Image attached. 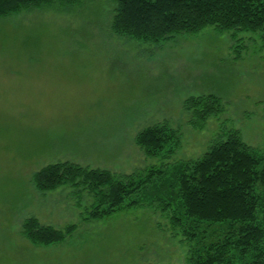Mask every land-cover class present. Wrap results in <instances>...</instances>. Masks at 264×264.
I'll return each instance as SVG.
<instances>
[{
  "label": "rangeland",
  "instance_id": "1",
  "mask_svg": "<svg viewBox=\"0 0 264 264\" xmlns=\"http://www.w3.org/2000/svg\"><path fill=\"white\" fill-rule=\"evenodd\" d=\"M112 0H86L0 18V264H190L189 248L160 208L88 220L89 192H39L33 177L56 163L131 175L202 158L228 133L264 155V39L208 28L146 43L116 35ZM221 99L202 129L188 122L191 97ZM167 123L173 155L148 157L136 138ZM35 218L65 242L34 246Z\"/></svg>",
  "mask_w": 264,
  "mask_h": 264
},
{
  "label": "trees",
  "instance_id": "2",
  "mask_svg": "<svg viewBox=\"0 0 264 264\" xmlns=\"http://www.w3.org/2000/svg\"><path fill=\"white\" fill-rule=\"evenodd\" d=\"M86 0H0V18L24 10L74 6ZM112 31L122 37L160 43L208 28L221 33L261 35L264 0H112ZM188 122L202 129L225 108L220 98L191 97L184 103ZM137 144L148 157L173 155L180 136L167 123L141 131ZM39 192L66 185L94 196L88 220H102L140 207L166 213L189 248L190 264H264V155L246 144L238 131L213 145L197 161L176 162L131 175L88 169L77 164H51L33 177ZM43 226L35 219L23 225L34 246L65 242L76 231Z\"/></svg>",
  "mask_w": 264,
  "mask_h": 264
}]
</instances>
